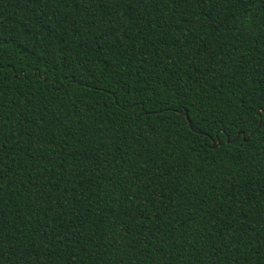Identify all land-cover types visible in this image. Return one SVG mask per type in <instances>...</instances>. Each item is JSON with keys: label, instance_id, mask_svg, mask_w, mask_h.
<instances>
[{"label": "trees", "instance_id": "16d2710c", "mask_svg": "<svg viewBox=\"0 0 264 264\" xmlns=\"http://www.w3.org/2000/svg\"><path fill=\"white\" fill-rule=\"evenodd\" d=\"M0 264H264V0H0Z\"/></svg>", "mask_w": 264, "mask_h": 264}, {"label": "water", "instance_id": "95a60500", "mask_svg": "<svg viewBox=\"0 0 264 264\" xmlns=\"http://www.w3.org/2000/svg\"><path fill=\"white\" fill-rule=\"evenodd\" d=\"M185 115L187 116V119L189 121V125L192 127V122H191V119L188 115V111H185ZM244 139H245V137H244ZM219 144H220V141H218V142L213 141L212 147L216 148Z\"/></svg>", "mask_w": 264, "mask_h": 264}, {"label": "snow or ice", "instance_id": "6c2138e0", "mask_svg": "<svg viewBox=\"0 0 264 264\" xmlns=\"http://www.w3.org/2000/svg\"><path fill=\"white\" fill-rule=\"evenodd\" d=\"M233 139H235V138H233Z\"/></svg>", "mask_w": 264, "mask_h": 264}]
</instances>
